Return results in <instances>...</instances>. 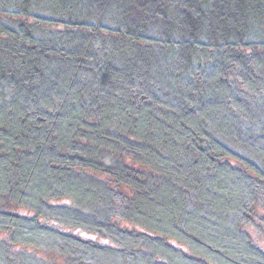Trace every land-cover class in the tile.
<instances>
[{"label":"trees","instance_id":"obj_1","mask_svg":"<svg viewBox=\"0 0 264 264\" xmlns=\"http://www.w3.org/2000/svg\"><path fill=\"white\" fill-rule=\"evenodd\" d=\"M43 252L264 264V0H0V264Z\"/></svg>","mask_w":264,"mask_h":264},{"label":"rangeland","instance_id":"obj_2","mask_svg":"<svg viewBox=\"0 0 264 264\" xmlns=\"http://www.w3.org/2000/svg\"><path fill=\"white\" fill-rule=\"evenodd\" d=\"M43 253H45V252H43ZM52 254V253H51ZM54 255H55V258L54 257H50L49 256V254H44V258L47 260V261H53L54 260V262H55V264H59L60 263V260H59V258L57 257V255L54 253ZM57 257V258H56ZM51 264V263H50Z\"/></svg>","mask_w":264,"mask_h":264}]
</instances>
